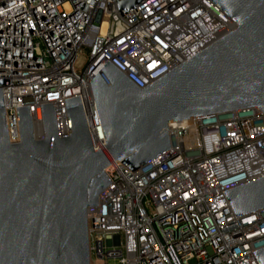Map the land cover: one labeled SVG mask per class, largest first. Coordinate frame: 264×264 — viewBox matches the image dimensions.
Wrapping results in <instances>:
<instances>
[{
  "label": "built area",
  "instance_id": "1",
  "mask_svg": "<svg viewBox=\"0 0 264 264\" xmlns=\"http://www.w3.org/2000/svg\"><path fill=\"white\" fill-rule=\"evenodd\" d=\"M0 0V75L9 140L17 107L41 104L68 136L65 99L80 96L92 145H106L91 80L110 61L145 88L237 27L213 0ZM86 61L78 62L84 49ZM170 148L138 169L114 159L109 185L87 210L91 264H259L264 208L236 216L224 191L264 176V113L257 107L174 121Z\"/></svg>",
  "mask_w": 264,
  "mask_h": 264
},
{
  "label": "water",
  "instance_id": "2",
  "mask_svg": "<svg viewBox=\"0 0 264 264\" xmlns=\"http://www.w3.org/2000/svg\"><path fill=\"white\" fill-rule=\"evenodd\" d=\"M237 27L139 88L108 61L91 80L106 145L95 151L80 96L65 99L70 134L41 104L43 138L30 106L17 107L20 141L9 140L0 75V264H91L87 210L111 182L114 159L131 170L169 150L174 121L257 107L264 113V0H213ZM144 0L117 1L124 11ZM236 216L264 208V176L224 191ZM264 264V248L254 251Z\"/></svg>",
  "mask_w": 264,
  "mask_h": 264
},
{
  "label": "rangeland",
  "instance_id": "3",
  "mask_svg": "<svg viewBox=\"0 0 264 264\" xmlns=\"http://www.w3.org/2000/svg\"><path fill=\"white\" fill-rule=\"evenodd\" d=\"M89 54V49L85 48L83 54L80 57V60L78 62V66L80 67L82 65V61H86Z\"/></svg>",
  "mask_w": 264,
  "mask_h": 264
}]
</instances>
